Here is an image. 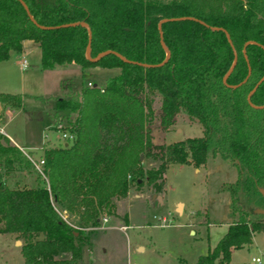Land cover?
<instances>
[{"label":"trees","instance_id":"1","mask_svg":"<svg viewBox=\"0 0 264 264\" xmlns=\"http://www.w3.org/2000/svg\"><path fill=\"white\" fill-rule=\"evenodd\" d=\"M19 1L43 28L17 0H0V60L28 40L42 70L116 69L101 85L82 84L55 98L47 116L57 123L64 113L63 130L72 135L65 145L46 144L33 157L0 142V234L20 242L21 264H81L102 216L115 217L114 201L131 184L143 181L159 194L169 164L199 169L215 154L234 166L235 180L225 188L237 217L213 247L185 264H228L229 251L249 244L253 231L264 237V217L236 207L237 191L264 204V0ZM80 21L89 34L64 25ZM21 104L19 93H0L2 107ZM181 112L201 134L152 144L149 124L164 133ZM139 157L157 163L143 169ZM37 158L39 171L31 165ZM15 173L39 180L8 186Z\"/></svg>","mask_w":264,"mask_h":264},{"label":"rangeland","instance_id":"2","mask_svg":"<svg viewBox=\"0 0 264 264\" xmlns=\"http://www.w3.org/2000/svg\"><path fill=\"white\" fill-rule=\"evenodd\" d=\"M28 42L29 46H26L24 54L26 69H20L18 61L23 56L17 52L9 53L5 59L0 60V86L8 93H19L22 100L21 108L4 127L6 136L0 133V142L11 144L12 141L21 147L32 148L30 152H34L33 157H35L41 147L46 145V141L51 143L58 138L59 134L53 128L55 123L47 116L55 98L63 96L67 91L78 90L87 82L96 86L101 85L103 80L116 72V69L97 67L94 70L80 71L77 66L66 64L42 70L39 67L38 52L30 45L32 41ZM157 106L158 100L155 98L152 108L156 110ZM61 114L59 123L63 128H67L68 122L64 113ZM49 124L51 126L48 129ZM148 129H150V142L161 145L179 141L184 137H198L201 134L199 124L188 120L182 112L176 115L174 124L164 133L158 129L155 121L149 124ZM141 162L143 169H148L157 163L150 158H143ZM20 175L21 177L16 180L18 185L33 186L35 180H39L34 173ZM235 177L232 163L221 159L217 154L208 159L197 171L188 165L169 164L163 174L164 185L161 193L163 206L160 207L155 205L154 199L149 202L150 195L159 194H153L143 181L139 185L131 184L125 196L114 201L115 210L116 205L118 211L125 206L123 199L133 201L136 197L143 198L146 208H142L143 211L139 201L132 204L130 211L133 227L124 230V234H119L120 242L114 244L113 254L106 252L102 255L100 251L102 232L112 228L94 231L97 233L90 236L91 247L82 253L81 264L124 263L125 236L126 243L129 244L125 264H177V258L193 262L196 256L203 254L207 247L211 248L216 243L215 241L226 228L225 224L237 217L236 213L231 214L232 209L228 205L229 192L225 188L235 180ZM6 182L8 186H12L13 179H8ZM237 192L236 207L241 210L263 209L264 204L257 194H252L251 200H246L241 192ZM174 201L182 204L181 216L171 209ZM61 213L70 222L75 219L72 214L63 211ZM106 218L108 223L105 224L116 229L126 224L123 215H116V212L115 217ZM160 218L165 220L162 226L159 223ZM118 219L121 222L116 224ZM147 220L151 221L150 227L144 226ZM203 220L207 221L205 226ZM196 223L201 226L198 227ZM152 224L155 226H151ZM185 224H188L193 231L190 232ZM249 241V244L230 251L229 264H264L263 235L253 231ZM135 243L146 246L150 244L152 247L137 252L133 248ZM19 244L14 245L8 233L0 234V264H21ZM254 258H258L259 262H255Z\"/></svg>","mask_w":264,"mask_h":264},{"label":"crops","instance_id":"3","mask_svg":"<svg viewBox=\"0 0 264 264\" xmlns=\"http://www.w3.org/2000/svg\"><path fill=\"white\" fill-rule=\"evenodd\" d=\"M29 44V42H28V40H25V41H22V43H21V50L19 51V52H17L20 56L22 55L23 57H21V59H24V61H25V68H23V70L24 69H26L27 68V62H26V60H25V57H24V54L26 53V51H25V48H26V46H29L28 45ZM33 48H34V50L36 49L37 50V47H36V45L33 43V42H31V44H30ZM37 52H38V61H39V50H37ZM10 53H12V52H10ZM20 59V60H21ZM20 60L18 61V62H20ZM21 69V68H20ZM95 68H92V69H89V70H94ZM114 75V74H113ZM91 85H95V84H93V83H91ZM96 86V85H95ZM3 87H1L0 86V93H8V92H6V91H3V89H2ZM9 94H11V93H9ZM21 106H22V104H21ZM21 108V107H20ZM20 108H18L17 110H11V109H9L8 107H2L1 105H0V133L2 132L5 136H6V133L4 132V127L6 126V124L7 123H9L12 119H13V116H14V114L20 109ZM50 126H51V124H49V127H48V129L50 128ZM50 131V130H49ZM58 138H56V140L55 141H53V142H51V143H55V144H59V142H58V140H57ZM46 144L47 143H49V144H51L49 141H46L45 142ZM45 143H43V144H45ZM11 144L12 145H14L16 148H19V149H22L23 151H32L31 149L32 148H29V147H21L20 145H17L16 143H14V142H12L11 141ZM37 148V147H36ZM194 169V168H193ZM198 169H195V171H197ZM18 174V173H17ZM16 173L15 174H11V175H9L8 177H7V179H6V181L9 179V180H11V179H13V182L14 181H16L17 179H19L20 177H21V173H19L18 175H17ZM13 184V183H12ZM162 191H163V189H162ZM162 191L159 193V195L158 196H153V195H150V198H149V202H151L153 199H154V201H155V205L156 206H163V194H161L162 193ZM249 200H251V198H249ZM123 201L126 203L125 204V206L120 210V211H118V205H116L117 207H116V210H115V212H116V215H119V214H122L123 215V217H124V222H126V224H123L126 228L124 229L125 231L129 228V227H133V225H132V223H131V208H132V204L134 205V203H136V202H140L141 204H142V206H141V209L142 208H146V206L143 204L144 202H143V198H134L133 199V201H130V199H123ZM177 205H179V209H177L176 207H177ZM151 206H154V205H151ZM148 208V207H147ZM172 210H174L175 211V213L178 215V216H181L182 214H183V208H182V204L181 203H178V201H174L173 202V206H172V208H171ZM177 209V210H176ZM143 211H144V209H142ZM142 210H141V212H142ZM180 210V211H179ZM256 212H258L259 211V209H254ZM106 218V217H105ZM150 218H151V216H150ZM108 221V219L106 218V223H108L107 222ZM105 222H103L101 225H99V227L95 230V231H99L98 229H108V228H112V229H110L109 231H106V232H102V235H103V237H102V247H101V249H100V251H101V253H102V255L104 254V253H106V252H109V253H111V254H113V248H114V244L117 242V241H119L120 240V236H119V234L120 233H122V234H124L125 233V231L124 230H122V229H120L119 227L116 229L115 227H110V226H108L107 224H105ZM121 221L118 219V221H116V224H118V223H120ZM230 222V221H229ZM228 222V223H229ZM150 223H151V221H146L145 222V225L144 226H148V227H150ZM227 223V224H228ZM202 224V223H201ZM227 224H225L226 225V227H227ZM187 227H188V224H185ZM195 225H197L198 227H200L201 225H199L198 223H196ZM123 226V227H124ZM151 226H155V225H151ZM177 226V225H176ZM205 226V225H204ZM188 230L190 231V232H192L193 230L191 229V228H189L188 227ZM225 230H226V228H225ZM225 230H224V232H225ZM223 232V233H224ZM97 233V232H96ZM96 233H93L94 235H96ZM222 233V234H223ZM9 236L12 238V241L14 242V245H15V243H17V244H19V242L18 241H16L15 240V238H13L14 236L13 235H10L9 234ZM100 241V240H99ZM126 241H127V239H126V236H125V241H123L124 242V244H126V245H124V248H125V250H124V252L126 253L125 254V260H124V263L123 262H120V264H125V262H127L126 261V258H127V252H128V247H129V244H127L126 243ZM217 241V240H216ZM215 241V242H216ZM120 242V241H119ZM152 247V245H150V244H147V246L146 245H144V244H141V243H135V244H133V248L135 249V250H137V252H143L146 248H148V247ZM213 247V246H212ZM209 247H207V249H208ZM18 251H19V248H18ZM206 251V250H205ZM231 251V250H230ZM230 251H229V254H230ZM20 256V255H19ZM199 256V255H198ZM197 257V256H196ZM195 257V258H196ZM228 257H229V255H228ZM21 259V258H20ZM196 260V259H195ZM194 260V261H195ZM193 261V262H194ZM181 262L183 263L184 262V264L185 263H192V262H187L186 260H183V259H181V258H177V264H181ZM229 264V263H228Z\"/></svg>","mask_w":264,"mask_h":264},{"label":"built area","instance_id":"4","mask_svg":"<svg viewBox=\"0 0 264 264\" xmlns=\"http://www.w3.org/2000/svg\"><path fill=\"white\" fill-rule=\"evenodd\" d=\"M19 67L21 69L25 68V61H24V59H21L20 60ZM86 85L91 86V83L87 82ZM53 128L59 134L58 135V142H59L60 145H65L68 141H70L72 139V135L68 131H64L63 130V127L61 126V124L59 122L53 124ZM41 163H42V160L39 159V158H37L34 162L31 163V165H33L34 169H36L37 171H39V167H40V164ZM63 218H64V215H63ZM105 221H106V218L105 217H102L100 223L102 224ZM164 221H165L164 218H160L159 219L160 226L163 225ZM119 228L122 229V230L125 229L123 226H119ZM253 260L255 262H259V259L258 258H254Z\"/></svg>","mask_w":264,"mask_h":264},{"label":"water","instance_id":"5","mask_svg":"<svg viewBox=\"0 0 264 264\" xmlns=\"http://www.w3.org/2000/svg\"><path fill=\"white\" fill-rule=\"evenodd\" d=\"M18 2H20L19 0H17ZM20 4L22 5V7H23V9H24V12H25V14H26V17L29 19V21L30 22H32L35 26H37L38 28H43V27H41V26H39V25H37L36 23H35V21L33 20V18H30V16H29V14H28V12H27V10H26V8H25V6H24V4L22 3V2H20ZM180 19H182V17H179ZM165 20H167V19H162V20H160L158 23H157V30H158V28H159V25L163 22V21H165ZM64 25H66V26H73V25H81V26H83L85 29H86V33H88V30H87V26H86V24L84 23V22H78V23H67V24H64ZM211 28H213V27H211ZM89 34V33H88ZM159 35H160V32H159ZM161 43V42H160ZM246 43V42H245ZM244 43V44H245ZM86 51H85V58L87 59V60H90V58H89V56H88V49H87V46H86ZM103 53H106V52H102V53H99V54H97V56H99V55H101V54H103ZM97 56H96V58H97ZM232 64H231V66L233 65V63H234V52H233V59H232ZM142 66H145V67H147V66H150V65H144V64H142ZM231 66L228 68V70L226 71V73L222 76V82L224 83V81H225V76L228 74V71L230 70V68H231ZM263 78V76H261V79ZM261 79L250 89V91L247 93V96H246V99L248 100V97H249V93L257 86V84L261 81ZM140 158V157H139ZM179 207V205H177V207L176 208H178ZM263 209L262 210H259L258 211V213L259 214H261L263 217H264V207H262ZM177 210V209H176Z\"/></svg>","mask_w":264,"mask_h":264}]
</instances>
